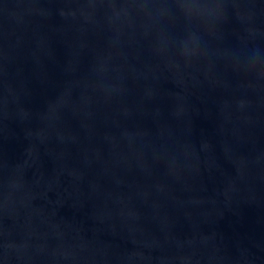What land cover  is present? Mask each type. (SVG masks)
Here are the masks:
<instances>
[{
	"label": "water",
	"instance_id": "water-1",
	"mask_svg": "<svg viewBox=\"0 0 264 264\" xmlns=\"http://www.w3.org/2000/svg\"><path fill=\"white\" fill-rule=\"evenodd\" d=\"M0 264H264V0H0Z\"/></svg>",
	"mask_w": 264,
	"mask_h": 264
}]
</instances>
